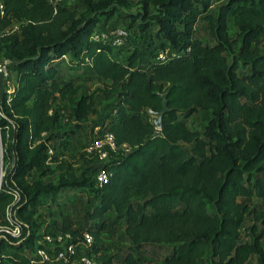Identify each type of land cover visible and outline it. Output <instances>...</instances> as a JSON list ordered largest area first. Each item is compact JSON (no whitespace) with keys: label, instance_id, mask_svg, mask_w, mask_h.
Returning a JSON list of instances; mask_svg holds the SVG:
<instances>
[{"label":"trees","instance_id":"1","mask_svg":"<svg viewBox=\"0 0 264 264\" xmlns=\"http://www.w3.org/2000/svg\"><path fill=\"white\" fill-rule=\"evenodd\" d=\"M123 1L100 0L78 14L52 0H0V52L15 74L13 93L0 98L8 162L0 224L8 222L17 191L11 211L20 225L18 236L0 238V264H40L31 261L34 250L58 228L39 229L35 212L70 187L92 191L85 229L93 242L86 250L101 264H138L146 244L169 247L162 264H247L253 255L263 264L264 0H224L214 8L216 0H143L129 23L136 33L121 47L93 38ZM198 22L213 43L197 35ZM14 23L18 29L6 32ZM124 47L132 50L121 57ZM159 51L166 61L156 58ZM91 80L101 81L113 112L106 123H93L101 125L98 136L111 133L117 146L101 163L108 178L99 183L68 172L47 180L62 167L51 165L57 147L66 148L93 109L94 94L80 92ZM163 93L168 111L156 128L148 110H162ZM60 101L67 104L68 129L52 112ZM197 110L209 112L202 131L187 124ZM109 212L123 221L128 241L116 262L100 237ZM246 216L251 221L241 233Z\"/></svg>","mask_w":264,"mask_h":264},{"label":"rangeland","instance_id":"2","mask_svg":"<svg viewBox=\"0 0 264 264\" xmlns=\"http://www.w3.org/2000/svg\"><path fill=\"white\" fill-rule=\"evenodd\" d=\"M100 0H63L62 3L66 6L74 8L78 14H87L90 12L92 5L98 4ZM224 0H216L213 3V8L218 6ZM124 3L120 6L118 14L109 18L107 21L101 20L95 30L92 33V37H101L105 35V39L110 40L113 31L117 28H123L127 31L128 35H134L136 30L133 27H129V23L132 21V17L142 12L143 0H124ZM150 11L152 8L150 6ZM120 15L125 18L119 17ZM127 15V16H126ZM130 16V17H128ZM134 23L138 20L135 18ZM16 23L12 24L13 26ZM11 25V26H12ZM203 24L198 22L197 35L205 36L206 39L213 43L212 38L206 35L203 30ZM11 28V27H10ZM126 40V39H125ZM124 40V41H125ZM121 47V46H119ZM116 47V48H119ZM132 47L121 50V57L130 53ZM0 62L4 63L8 67V61L3 52H0ZM65 63H69V57L64 58ZM240 68H238L239 70ZM12 79H15V74L11 72ZM102 83L99 80H91L85 83L80 92L89 95L94 94L95 104L91 113L88 116V120L84 124V128L78 133L74 134L66 148L57 147V159L58 162H52V166L57 164L62 167H56V171L50 176L46 177L47 180L57 182L61 173L74 172L75 174H84L85 176H96V170L101 163L96 152H87L86 147L96 137H98V131H102L101 125L93 126L94 122L106 123V117L108 114L113 113L111 108L107 106V102L102 98L99 89ZM7 94L4 85L0 84V98L3 94ZM8 97V98H9ZM67 104L65 102H57L54 104L52 112L58 111L59 115H62L61 121L64 129H68L70 123L64 114L66 112ZM209 117L208 111L197 110L192 116L187 119V124L191 129L202 131L204 125ZM58 141L53 140V144L57 146ZM3 144L2 135L0 133V168L1 175L4 173V169L8 166V162L3 158ZM35 176V172L32 177ZM92 191L88 188H60L57 192L55 199L48 198L47 203L41 207H37L35 212L36 224L41 229L45 224L49 225V228L57 227L58 229H64V227L75 228L79 232L86 230V225L92 220L89 218L90 211L94 200L92 198ZM250 217L246 216L243 226L240 227L241 233L244 231V226L250 223ZM124 231V223L121 220L114 219V214L109 212L107 214L104 228L100 231V237L104 243V247L114 256L116 262L118 258H122L127 251L128 241L122 237ZM262 244L264 245V236L262 238ZM169 247L167 245H153L146 244L139 252L138 264H162V257ZM29 252H26V254ZM247 264H259L257 255H253L247 262ZM264 264V263H263Z\"/></svg>","mask_w":264,"mask_h":264},{"label":"built area","instance_id":"3","mask_svg":"<svg viewBox=\"0 0 264 264\" xmlns=\"http://www.w3.org/2000/svg\"><path fill=\"white\" fill-rule=\"evenodd\" d=\"M63 0H52L54 4ZM0 15H3V5L0 3ZM11 27V28H10ZM8 27L6 32H13L18 29V23ZM110 40L105 39V35L94 37L102 41L110 42L113 46H122L127 36V31L123 28H117L112 33ZM156 58L160 61L167 60V54L163 51L157 53ZM0 84L4 85V89L8 94L14 91V83L10 71L4 63L0 62ZM122 147H127L123 144ZM117 148L114 137L111 133H104L102 136L94 138L86 147L87 152H96L101 163L106 159L110 151H115ZM49 150V154H51ZM99 164L96 170V180L102 183L107 180L109 173ZM1 170H0V190H1ZM19 198V193H13V201L6 208L5 218L7 223L0 224V238L4 233H9L13 236L20 234V225L12 217L11 205ZM45 247H36L32 262L38 260L40 264H101L93 254L87 252L86 247L93 242V235L84 230L80 236H75L69 230L56 229L53 233H47L43 237ZM37 258V259H36Z\"/></svg>","mask_w":264,"mask_h":264},{"label":"water","instance_id":"4","mask_svg":"<svg viewBox=\"0 0 264 264\" xmlns=\"http://www.w3.org/2000/svg\"><path fill=\"white\" fill-rule=\"evenodd\" d=\"M161 97L163 99V107H162V110L159 111V112H155V111H153L151 109L148 110L149 114L151 115V121H152L153 125L156 128H160L161 127V124H162V116H163V114L166 111H168L166 94L165 93L161 94Z\"/></svg>","mask_w":264,"mask_h":264}]
</instances>
